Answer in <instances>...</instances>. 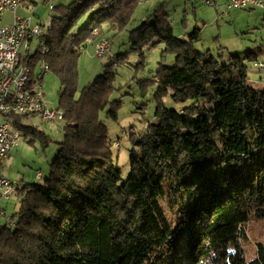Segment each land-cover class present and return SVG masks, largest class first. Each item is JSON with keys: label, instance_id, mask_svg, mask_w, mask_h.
Segmentation results:
<instances>
[{"label": "trees", "instance_id": "16d2710c", "mask_svg": "<svg viewBox=\"0 0 264 264\" xmlns=\"http://www.w3.org/2000/svg\"><path fill=\"white\" fill-rule=\"evenodd\" d=\"M138 2L71 0L50 9L47 51L33 62L43 60L59 79L63 139L42 182L16 183L19 205L15 221L0 228V264H264V244L249 262L240 247L245 222L264 218V90L247 75L260 49L221 63L223 55L195 48L198 26L176 36L159 8L131 28L129 51L110 55L105 72L75 95L81 51L123 29ZM159 43L154 120L130 136L122 180L101 117L117 118L112 66L129 53L143 59ZM166 95L182 109L166 108ZM10 118L22 130L21 116ZM23 128L47 144L42 131Z\"/></svg>", "mask_w": 264, "mask_h": 264}, {"label": "rangeland", "instance_id": "374dc122", "mask_svg": "<svg viewBox=\"0 0 264 264\" xmlns=\"http://www.w3.org/2000/svg\"><path fill=\"white\" fill-rule=\"evenodd\" d=\"M57 2V3H56ZM58 2L69 4L71 0H38L33 20H39L41 23H47L50 19V3ZM161 2H164L160 4ZM162 9L167 13L170 24L173 27L176 36H183L191 33L198 26L200 29L201 40L195 42V48L199 51L209 50L214 57L219 58L223 55L221 63L225 62L229 52L236 50H246V44H260L264 46V27L260 25V20L253 16L251 26H255L242 37H236L235 28L244 22L247 16L239 15L233 17V11L225 12V7L218 12L214 6H207L199 0H139L131 20L128 24L118 31L113 37L111 33L103 36L109 37L112 41L110 53L104 56H97L94 52L93 42L91 40L81 51L77 59V93L80 95L82 88L87 86L94 79L102 75L110 61V55L125 53L129 51L128 33L131 28H135L143 20L152 21L153 13L157 9ZM219 9V8H217ZM223 11L224 13H221ZM259 11V10H257ZM18 16H30V12L19 7ZM6 18V17H5ZM89 16L85 15L79 22V26H84ZM7 19V18H6ZM233 19L234 21L232 22ZM184 22V24L182 23ZM96 36V33H95ZM243 42V43H242ZM32 44V50L35 42ZM233 44H241L233 47ZM221 45H227L228 48H220ZM163 43L144 51L143 59L139 55L129 53L124 62L115 64L113 71L115 78L113 81V92L110 95V101H118L119 108L116 120L106 117L104 112L101 114L103 122L108 129L109 143L112 146L113 156L116 164L121 171V179L124 180L129 171V152L132 148L130 136L138 135L144 130L146 124L154 120V112L158 103L157 85L153 82L156 71L159 68V60ZM140 61H144L143 65ZM264 64V53H259L258 60ZM174 63V56L169 55L166 65L171 66ZM247 75L252 87L264 89V67L260 68L252 62L247 64ZM42 91L47 104L55 108L58 105V94L60 92V82L55 74L48 71L42 80ZM161 102L168 109L180 111L184 104L173 101L166 95L161 98ZM2 117H0V122ZM20 124L23 127L31 126L42 131L48 137L46 145L42 144L40 137H34L26 133L22 127L21 140L14 149L11 150L8 158L3 162V172L16 182H25L24 178H30L37 171L41 172L40 179L30 182H42L49 173L50 163L54 159L59 149V142L63 139L64 122H45L38 115L21 116ZM29 182V181H27ZM7 217H13L19 205V200L12 194L11 197L2 201ZM5 220L0 219V228L4 226ZM243 236L240 238V247L242 248L245 261L249 262L256 256V243L264 244V218H250L242 227Z\"/></svg>", "mask_w": 264, "mask_h": 264}, {"label": "built area", "instance_id": "2783aa9c", "mask_svg": "<svg viewBox=\"0 0 264 264\" xmlns=\"http://www.w3.org/2000/svg\"><path fill=\"white\" fill-rule=\"evenodd\" d=\"M22 1L0 0V201L8 200L17 188L16 182L6 177L2 167L3 161L18 146L22 136L21 130L10 117L38 115L42 122L49 123L63 119V111L50 107L43 96L41 82L49 71L47 63L43 60L33 62L35 56H41L47 51L44 39L51 27V20L46 24L33 20L34 10L30 16H18L17 10ZM199 1L211 7L215 5L214 0ZM52 7L50 3L49 8ZM251 8L264 9V0H227L224 9ZM5 13L12 16L8 23L3 21ZM33 42L35 45L32 50ZM111 46L112 41L107 36H101L93 42L94 52L99 57L109 54ZM256 65L264 67L261 62ZM32 67L36 69L33 71ZM34 176L39 179L41 173L37 172ZM0 219L11 221L2 205Z\"/></svg>", "mask_w": 264, "mask_h": 264}, {"label": "crops", "instance_id": "0c3cea01", "mask_svg": "<svg viewBox=\"0 0 264 264\" xmlns=\"http://www.w3.org/2000/svg\"><path fill=\"white\" fill-rule=\"evenodd\" d=\"M53 1V0H52ZM58 1V0H57ZM41 2H43V0H41ZM214 2H215V5H214V7H215V10L218 12L221 8H223V5H224V7H225V5H226V2H227V0H214ZM57 3V2H56ZM56 3H54V5H56ZM53 4V3H52ZM38 5V0H23L22 2H21V4H20V7L21 8H23L25 11H28V12H30L31 13V11L32 10H34V14H35V11H36V6ZM58 5H65V3H61V2H58ZM217 8H219V9H217ZM257 10H259V11H257ZM233 11V17H238L239 15H245V16H247V18L246 19H244V22L241 24V25H239V26H236V28H235V35H236V37H242V36H244L246 33H249L248 31L250 30V28L252 29L253 27H255V26H251L252 24H251V19H252V17L253 16H255V17H257L259 20H260V25L262 26V27H264V9H262V8H251V9H230V10H226L225 9V12L226 13H230V12H232ZM221 13H224L223 11H220ZM7 19H6V18ZM11 19H12V16H11V14L10 13H5L4 14V16H3V21L5 22V23H8V22H10L11 21ZM232 20V22L234 21L233 19H231ZM185 36H187V34H185V35H183V36H181V38H185ZM243 43V42H242ZM237 45H241V44H233V47H235V46H237ZM248 47H247V49L246 50H248V49H252V50H255V49H260V53L262 54V53H264V46H262V45H260V44H246ZM225 47V48H224ZM220 48H224V49H226V48H228V46L227 45H221L220 46ZM237 51H241V50H236L235 52H237ZM229 53H232V52H229ZM251 83V82H250ZM260 90H264V89H260ZM15 148V147H14ZM13 148V149H14ZM11 152V151H10ZM9 155H10V153H9ZM8 158V157H7ZM4 162V161H3ZM2 167H3V165H2ZM5 174V173H4ZM6 175V174H5ZM35 175V174H34ZM34 175H32L30 178H24V180H27V181H31L30 179H34V181H36V179H35V176ZM42 175V174H41ZM6 177H7V175H6ZM41 177V176H40ZM8 179H9V177H7ZM11 180V179H10ZM27 181H25V182H27ZM16 183H20V184H22V183H24L23 181L22 182H18V181H16ZM1 202L2 201H0V205H2L3 207H4V205L3 204H1Z\"/></svg>", "mask_w": 264, "mask_h": 264}]
</instances>
